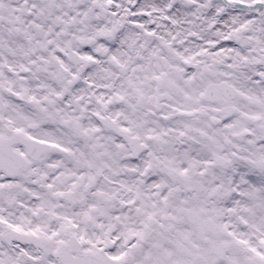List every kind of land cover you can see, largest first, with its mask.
<instances>
[{
  "label": "snow or ice",
  "instance_id": "1",
  "mask_svg": "<svg viewBox=\"0 0 264 264\" xmlns=\"http://www.w3.org/2000/svg\"><path fill=\"white\" fill-rule=\"evenodd\" d=\"M0 264H264V0H0Z\"/></svg>",
  "mask_w": 264,
  "mask_h": 264
}]
</instances>
